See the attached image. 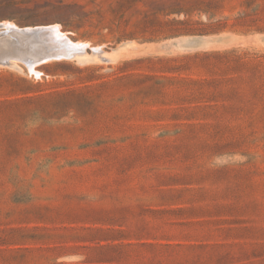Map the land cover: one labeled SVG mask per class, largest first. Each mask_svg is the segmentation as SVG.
<instances>
[{
    "label": "rangeland",
    "instance_id": "rangeland-1",
    "mask_svg": "<svg viewBox=\"0 0 264 264\" xmlns=\"http://www.w3.org/2000/svg\"><path fill=\"white\" fill-rule=\"evenodd\" d=\"M0 24L24 40L0 264H264V0H0Z\"/></svg>",
    "mask_w": 264,
    "mask_h": 264
},
{
    "label": "bare ground",
    "instance_id": "bare-ground-1",
    "mask_svg": "<svg viewBox=\"0 0 264 264\" xmlns=\"http://www.w3.org/2000/svg\"><path fill=\"white\" fill-rule=\"evenodd\" d=\"M0 30H5V29H8V30H6V32L5 33H3L2 35L4 36L3 38H1L0 39V47H4V44H12V45H17V46H23V45H21V43L24 41V40H22L21 41V39H22V37H21V35L20 34H18L17 32H14L13 31V27L11 26V25H9V24H0ZM17 29V28H16ZM21 29V28H20ZM23 30V29H22ZM53 36L57 39V40H59V39H63V36H62V34H61V32H57V33H54L53 34ZM19 39L20 41L18 42L17 40H16V42H14V40L13 39ZM66 37H64V39H65ZM68 40V39H67ZM72 44H74V43H72ZM77 45V44H76ZM73 48L74 49H76V47L75 46H73ZM82 48V47H81ZM64 55V54H63ZM69 57V56H68ZM70 57H71V55H70ZM33 71V70H32ZM34 72V71H33Z\"/></svg>",
    "mask_w": 264,
    "mask_h": 264
},
{
    "label": "water",
    "instance_id": "water-1",
    "mask_svg": "<svg viewBox=\"0 0 264 264\" xmlns=\"http://www.w3.org/2000/svg\"><path fill=\"white\" fill-rule=\"evenodd\" d=\"M20 28H25V27H20ZM3 31V30H2ZM6 31L4 30L3 33H5ZM24 35H27V36H34V37H38L40 35V31L36 30L35 28L33 30H24L23 31ZM10 63V61L8 60H5L3 62H1L0 64H5V65H8ZM26 64V63H24ZM3 65V66H5Z\"/></svg>",
    "mask_w": 264,
    "mask_h": 264
}]
</instances>
